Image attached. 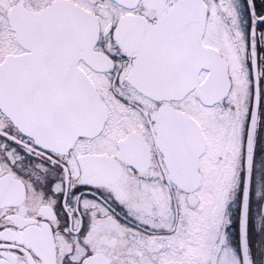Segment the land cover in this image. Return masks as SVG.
Wrapping results in <instances>:
<instances>
[{"label": "snow or ice", "instance_id": "obj_1", "mask_svg": "<svg viewBox=\"0 0 264 264\" xmlns=\"http://www.w3.org/2000/svg\"><path fill=\"white\" fill-rule=\"evenodd\" d=\"M262 125L264 0H0V264H264Z\"/></svg>", "mask_w": 264, "mask_h": 264}, {"label": "flooded vegetation", "instance_id": "obj_2", "mask_svg": "<svg viewBox=\"0 0 264 264\" xmlns=\"http://www.w3.org/2000/svg\"><path fill=\"white\" fill-rule=\"evenodd\" d=\"M257 143L258 150L260 151V156L257 160V165H259L261 161H264V125H262L260 133H258ZM262 174H264V172L257 166L254 172L253 192L249 206V243L250 247L254 249L264 245V216L259 214L260 202L256 200V192L259 190L260 177ZM238 208L239 204L234 202L231 208L233 216L237 215ZM230 241L234 247L238 246L239 241L236 238V229L231 230Z\"/></svg>", "mask_w": 264, "mask_h": 264}]
</instances>
